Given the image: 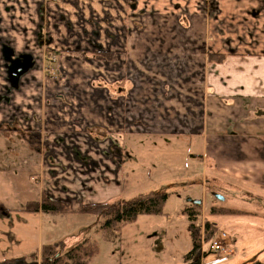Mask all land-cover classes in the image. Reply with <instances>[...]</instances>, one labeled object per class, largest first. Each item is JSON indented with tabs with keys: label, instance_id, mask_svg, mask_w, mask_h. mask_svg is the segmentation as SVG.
<instances>
[{
	"label": "crops",
	"instance_id": "1",
	"mask_svg": "<svg viewBox=\"0 0 264 264\" xmlns=\"http://www.w3.org/2000/svg\"><path fill=\"white\" fill-rule=\"evenodd\" d=\"M147 20L156 25L147 29ZM45 51L57 57L59 79L47 75ZM97 52L111 57L97 60ZM16 61L28 65L14 83ZM0 134L34 155L37 202L73 211L121 192L113 148L122 152L130 135L169 145L185 166L193 155L206 166L214 145H242L234 168L262 179L264 0H0ZM17 212L37 221L25 232L34 246L22 252L10 236L15 251L0 249V264H39L43 246L69 249L86 237L55 232L67 218Z\"/></svg>",
	"mask_w": 264,
	"mask_h": 264
},
{
	"label": "rangeland",
	"instance_id": "2",
	"mask_svg": "<svg viewBox=\"0 0 264 264\" xmlns=\"http://www.w3.org/2000/svg\"><path fill=\"white\" fill-rule=\"evenodd\" d=\"M146 23L147 29L156 25L151 20ZM164 24L170 25L169 20ZM99 54L109 53L93 54L97 60L105 61L106 59L97 57ZM56 60L55 54L45 51L46 73L51 78L59 79V73L54 69ZM198 121V114L195 113V124ZM14 130L10 128L9 133ZM21 135L26 141L32 140L30 131H24ZM1 137L3 136L0 134V244L8 245L2 248L0 245V249L6 254L15 251L9 245L10 236H14L21 243L18 250L28 252L26 250H31L34 244L28 241L25 232L37 226V221L29 223L27 216L24 217L17 211L24 212L29 203H35L39 198L37 177L30 171L34 155L25 150L22 141L16 140L17 143L13 144ZM140 138L127 136L122 152L117 147L113 148L114 155L121 161L124 169V184L120 193L118 190L112 193L115 197L112 202L129 203L163 192L168 195V199L162 213L138 216L135 221L123 225L113 240L106 239L99 230L101 219L94 215L68 214L62 217L67 219L58 221L54 231L70 235L85 232L84 239H89L97 246L91 264H183V255L191 249L189 222L183 212L191 208L187 200H200L204 203L200 204V214L194 226L202 232L205 224L209 223L214 231L210 241L203 243V252L210 251V244L218 240L221 233H225L223 245L227 250L226 260L219 264H252L255 261L264 263V176L255 181L248 166L234 168L233 164L239 167L243 162L234 155L236 152L240 153L243 146L232 143L214 145V152L206 166L197 155H193L198 158L196 161L191 164L188 161V166H185L180 152V157H174L176 159L169 157L172 152L169 145L158 143L154 137ZM250 146L247 145V152ZM183 147L190 154L200 152L195 145ZM14 152H17L16 157ZM219 152L221 154L218 157ZM215 195L222 197L223 201L218 200ZM213 208L229 209L238 214L213 216L210 214ZM233 240L235 242L231 243ZM58 242L56 245H59ZM56 245L57 254H63L67 250ZM215 257L218 254L210 252L203 261L209 263Z\"/></svg>",
	"mask_w": 264,
	"mask_h": 264
},
{
	"label": "trees",
	"instance_id": "3",
	"mask_svg": "<svg viewBox=\"0 0 264 264\" xmlns=\"http://www.w3.org/2000/svg\"><path fill=\"white\" fill-rule=\"evenodd\" d=\"M97 57L109 59L110 54H99ZM214 58L213 55H208L209 61H213ZM27 141L33 143L30 139H27ZM167 199L168 195L162 192L149 195L145 198H138L129 203L114 201L112 203L88 205L73 211L66 203L43 197L40 202L29 203L24 211L28 213L41 212L52 217H65L72 213L94 215L101 219L99 230L104 233L106 239L113 240L118 236L117 232L123 225L135 221L138 216L161 214ZM199 208L200 204H191V208L183 212L189 222L188 232L191 241V249L183 255V264H202V258L210 253V251L203 252L202 246L203 243L210 241L212 238L214 234L212 226L206 223L203 233L194 226V222L200 214ZM210 214L222 216L238 213L229 209L213 208L210 210ZM55 250L54 245L43 246L40 251L39 264H91V259L96 253L97 246L89 239H83L78 244L67 249L63 254H57ZM252 264L261 263L255 261Z\"/></svg>",
	"mask_w": 264,
	"mask_h": 264
},
{
	"label": "built area",
	"instance_id": "4",
	"mask_svg": "<svg viewBox=\"0 0 264 264\" xmlns=\"http://www.w3.org/2000/svg\"><path fill=\"white\" fill-rule=\"evenodd\" d=\"M225 238H226V235L224 233H221L220 238L211 243L210 245L211 253L213 254H220V253L226 254L227 253V250L223 245ZM225 260H226L225 257L216 258V259H213L211 262H209V264H219V263L224 262ZM203 264H208V263H203Z\"/></svg>",
	"mask_w": 264,
	"mask_h": 264
},
{
	"label": "water",
	"instance_id": "5",
	"mask_svg": "<svg viewBox=\"0 0 264 264\" xmlns=\"http://www.w3.org/2000/svg\"><path fill=\"white\" fill-rule=\"evenodd\" d=\"M27 65H28V63H26V62L21 63L20 61H16V62H14V63L11 64V66L9 68V73H10V77H11V81L12 82L15 83L17 81V77L26 70ZM215 197L218 200L223 201V198L222 197H219L217 195H215ZM189 202L191 204H193V205L200 204V201H198V200L189 201Z\"/></svg>",
	"mask_w": 264,
	"mask_h": 264
}]
</instances>
